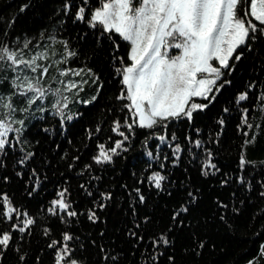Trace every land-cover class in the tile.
Returning a JSON list of instances; mask_svg holds the SVG:
<instances>
[{
	"label": "snow or ice",
	"instance_id": "snow-or-ice-1",
	"mask_svg": "<svg viewBox=\"0 0 264 264\" xmlns=\"http://www.w3.org/2000/svg\"><path fill=\"white\" fill-rule=\"evenodd\" d=\"M31 7L28 0L18 12ZM17 14L0 26V264L9 255L13 264H46V257L47 264H193L209 244L216 248L213 225L235 231L249 207L250 219L264 221V158L249 156L264 134V63L256 69L260 76L232 88L248 52L264 61V0H60L47 28L23 39L13 37ZM69 22L81 26L76 36L63 35ZM89 42L92 55L82 56ZM122 42L125 55L118 54ZM103 53L119 80L112 98L104 94V68L89 66ZM92 106L112 113L109 132L116 135L101 139L102 123H86L77 142L74 126ZM34 121L39 139L29 135ZM229 124L242 130V142L235 169L225 172L216 146ZM44 137L47 156L40 154ZM92 140L94 147L85 143ZM137 141L142 151L128 157ZM186 157L198 179L183 167ZM122 158L126 182L104 186L100 173L115 172ZM49 170L59 183L50 181ZM203 180L231 189V198L213 192L205 211ZM153 194L170 200L163 224L149 211ZM113 206L127 213L122 227L113 223L111 235L107 227L99 236L80 231ZM38 225L43 246L31 243ZM255 234L264 235V224ZM244 264H264V240Z\"/></svg>",
	"mask_w": 264,
	"mask_h": 264
},
{
	"label": "trees",
	"instance_id": "trees-1",
	"mask_svg": "<svg viewBox=\"0 0 264 264\" xmlns=\"http://www.w3.org/2000/svg\"><path fill=\"white\" fill-rule=\"evenodd\" d=\"M28 0H0V26H3L6 21H10L14 14H17V20L15 23V28L13 31L14 36H20L23 39L24 35L35 36L39 31L47 28L49 18L52 15V10L59 7L60 0H32L33 7L26 9L23 12H18V6L22 3H26ZM254 19V18H253ZM80 25H73L71 22L67 25V31L63 35L76 36L81 31ZM45 45L53 43L51 41H42ZM31 46V45H30ZM56 48H60L59 43H55ZM127 47V42H122L119 55H125L124 49ZM27 51V49H25ZM93 45L85 43L83 45V55H92ZM82 56L80 59H82ZM261 54L257 51H250L242 59L241 62H238L236 73L233 77L234 83L232 88H240L246 80L249 79L250 75L255 78L260 76L261 73L257 72L256 69L260 67L261 63H264L260 59ZM107 60V54H98L89 66H95L97 69L104 68V77L106 79V86L104 89V94L108 98H112L118 91L119 80L114 76L109 74L110 65L105 64ZM79 59L73 60L72 63H78ZM254 74V75H253ZM91 87L86 88L87 92L91 91ZM225 91L222 96L218 99L223 100L228 96L229 92ZM121 105L116 103L108 104V107L119 108ZM75 110V108H74ZM103 113V114H102ZM112 113H107L103 106L100 107V111H97L96 106L85 107L84 116L82 119L78 120L74 126V130L77 132V142L83 140V127L86 123L95 124L97 122L102 123L103 132L99 134L100 138L103 139L105 134H109L115 137L116 134L109 132V125L111 119H113ZM238 122V121H237ZM256 122L260 123V118L256 117ZM179 127V125H177ZM29 135L34 136L39 139L43 136L42 131L37 127L36 122H33V126L29 129ZM52 140H63V137H57L53 135ZM49 138L44 137V148L41 151L42 156H47V145L49 143ZM242 142V130L235 128L234 124H229L227 130L222 136V144L216 146V150L219 152L218 163L225 172H229L235 169L236 167V158H237V145ZM85 143H90L93 147L95 146V140L85 141ZM62 147H67L65 142ZM91 151V148L89 149ZM142 151L140 147V142H136V146L127 153L128 157L135 156L138 152ZM82 158L87 160V155L84 154L83 147H81ZM249 156L252 158H264V134L259 135L255 146H249ZM127 165L125 159H120L118 163L114 166L116 171H105L100 173L104 178V186H107L109 182L116 183L119 180L120 183L126 182V177L124 176L123 169ZM183 167L188 168L192 172L193 179H198V174L196 173V164H189L187 157L183 161ZM60 171L63 172V167L60 168ZM176 177L181 181L185 180V173L180 166H177L175 169ZM50 181L60 182V178L57 174L54 173V170H49ZM207 185L206 187V196L204 198V210L208 211L211 205L209 204L210 196L213 192L220 193L222 198L229 200L231 189L224 188L219 184L214 182H209L207 180L200 181ZM14 190L16 193V199L19 200L23 196L22 190L19 188V185H14ZM54 187V184L49 182L47 183L48 191L51 192ZM78 190V180L73 174L71 176V192L74 199L77 197ZM122 199V197H120ZM175 199V196L173 197ZM35 204V202H33ZM170 204V200L165 198L164 194L156 195L153 194L152 202L149 204V211L155 212L157 221L159 224H163L167 221L168 213L164 210L165 205ZM126 208V205H123ZM252 211V208H245L243 215L240 216V223L235 231L225 228L221 225H213L211 228V242L215 243L216 248L212 249L211 244L205 250V255L203 258H197L193 264H244V262L255 254L256 248L261 240H264V235H257L255 233L260 232V225L264 224V221H258L254 218L250 219L249 213ZM99 214L102 216L101 222H98L97 225L93 226L90 223L85 224L80 231H94L97 236H99V228L107 227L109 229L108 235H111V230L113 223H116L118 227H122L124 223H127V213L122 212L121 208L118 206L109 207L106 209L99 210ZM107 216L109 223L105 225L103 223V216ZM253 217L255 213H252ZM83 219V217H81ZM130 227V225H128ZM255 226V227H254ZM31 243L35 245H44V239L40 232V226L38 225L35 233L31 237ZM179 246L177 247V252L179 253ZM47 264V257L45 258ZM6 264H13L12 256L9 255L8 261Z\"/></svg>",
	"mask_w": 264,
	"mask_h": 264
}]
</instances>
